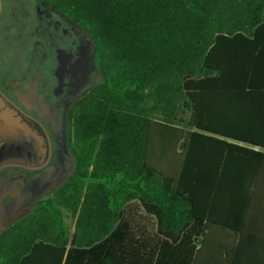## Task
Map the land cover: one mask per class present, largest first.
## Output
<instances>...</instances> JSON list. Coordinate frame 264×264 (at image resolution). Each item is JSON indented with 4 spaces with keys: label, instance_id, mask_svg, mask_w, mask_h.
Segmentation results:
<instances>
[{
    "label": "trees",
    "instance_id": "trees-1",
    "mask_svg": "<svg viewBox=\"0 0 264 264\" xmlns=\"http://www.w3.org/2000/svg\"><path fill=\"white\" fill-rule=\"evenodd\" d=\"M64 9L100 80L71 119L73 174L5 230L0 264H225L228 233V264H264V0Z\"/></svg>",
    "mask_w": 264,
    "mask_h": 264
},
{
    "label": "flooded vegetation",
    "instance_id": "flooded-vegetation-1",
    "mask_svg": "<svg viewBox=\"0 0 264 264\" xmlns=\"http://www.w3.org/2000/svg\"><path fill=\"white\" fill-rule=\"evenodd\" d=\"M99 80L64 0H0V238L70 179L71 119Z\"/></svg>",
    "mask_w": 264,
    "mask_h": 264
},
{
    "label": "crops",
    "instance_id": "crops-1",
    "mask_svg": "<svg viewBox=\"0 0 264 264\" xmlns=\"http://www.w3.org/2000/svg\"><path fill=\"white\" fill-rule=\"evenodd\" d=\"M225 237L226 238L217 241L215 240L213 242L214 245H220L222 247L220 255H216V257L215 256L214 257L217 258L218 261H220V263L228 264L232 260L233 257L232 253L234 252L238 240L230 233L226 234ZM201 250L203 249L201 248Z\"/></svg>",
    "mask_w": 264,
    "mask_h": 264
},
{
    "label": "rangeland",
    "instance_id": "rangeland-1",
    "mask_svg": "<svg viewBox=\"0 0 264 264\" xmlns=\"http://www.w3.org/2000/svg\"><path fill=\"white\" fill-rule=\"evenodd\" d=\"M67 222H69V220L67 219Z\"/></svg>",
    "mask_w": 264,
    "mask_h": 264
}]
</instances>
